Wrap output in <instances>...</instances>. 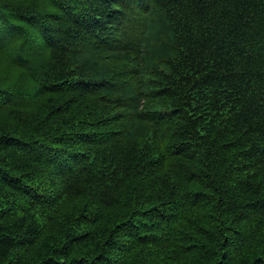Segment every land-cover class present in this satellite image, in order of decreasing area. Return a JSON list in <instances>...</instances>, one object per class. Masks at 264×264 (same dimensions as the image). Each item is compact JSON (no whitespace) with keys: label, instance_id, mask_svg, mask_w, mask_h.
I'll return each mask as SVG.
<instances>
[{"label":"trees","instance_id":"obj_1","mask_svg":"<svg viewBox=\"0 0 264 264\" xmlns=\"http://www.w3.org/2000/svg\"><path fill=\"white\" fill-rule=\"evenodd\" d=\"M0 264H264V0H0Z\"/></svg>","mask_w":264,"mask_h":264}]
</instances>
